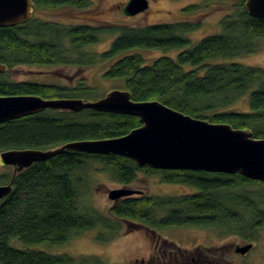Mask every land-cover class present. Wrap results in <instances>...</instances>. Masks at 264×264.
Returning <instances> with one entry per match:
<instances>
[{
    "label": "trees",
    "instance_id": "1",
    "mask_svg": "<svg viewBox=\"0 0 264 264\" xmlns=\"http://www.w3.org/2000/svg\"><path fill=\"white\" fill-rule=\"evenodd\" d=\"M32 1L37 11L58 8L86 11L92 7L90 0ZM220 1L225 0H201V5L183 8V13L196 14L205 5ZM231 1L235 2L234 11L220 22L221 33L207 36L189 49L191 40L187 35L201 27L199 22L189 20L128 27L66 24L33 16L26 23L2 27L0 63L8 70L0 74V96L91 101L95 88L84 83L66 87L12 82L4 75L19 66L87 68L108 62L110 66L104 76L124 78V90L133 101H158L185 115L229 124L250 131L253 138L264 139V69L239 63L207 64L216 59L253 54L264 40V20L247 14V0ZM110 36L113 39L107 50L96 53L88 49ZM174 50L182 51L175 59L162 56L152 62H147L140 53ZM254 88L249 112L226 110ZM140 126L139 118L130 115L47 109L0 124V154L11 150L57 149L76 141L114 139ZM93 165H100L122 187L135 182L138 173H147L159 174L164 183L190 186L198 192L174 197L142 192L113 203L108 215H102L81 208ZM2 183L11 185L12 191L0 201V264H103L96 258L76 261L66 254L16 249L10 243L19 240L26 246L61 245L73 235L96 228L107 233L98 239L110 242L122 234L124 223L126 232L144 230L153 242L154 252L147 264H181L182 260V264H232L223 257L227 248L222 247L212 249L214 253L222 251V260L214 253L211 260L204 259L203 251L199 250L194 255L180 250L173 254L174 243L159 240L156 231L170 227H218L224 236H236L254 244L264 228L262 184L239 174L154 170L137 167L132 160L117 155L64 150L21 172L0 177ZM249 185H257L258 189H243Z\"/></svg>",
    "mask_w": 264,
    "mask_h": 264
},
{
    "label": "rangeland",
    "instance_id": "2",
    "mask_svg": "<svg viewBox=\"0 0 264 264\" xmlns=\"http://www.w3.org/2000/svg\"><path fill=\"white\" fill-rule=\"evenodd\" d=\"M92 7L86 11L75 9L58 8L54 10H34L35 17L66 24H91L110 25L118 24L128 27H144L154 24H169L173 22L189 20L199 22L201 27L187 36L191 40L192 48L203 38L221 33L220 22L225 17L233 14L234 1L225 0L205 5L199 12L185 15L183 8L189 5H201V0H149L148 9L136 16H127L124 7L129 0H90ZM113 37H107L102 42L89 47L92 52L101 53L107 50ZM181 50L169 51H142L140 52L147 62H152L158 57L166 56L175 59ZM239 63L245 66L259 67L264 69V40L259 42L257 52L235 59H216L209 61L208 65ZM110 63L97 64L92 67L70 66H19L10 70L4 78L12 82H32L44 85H56L75 87L84 83L95 88V93L89 98L94 101L113 90H124L125 79H107L104 75ZM201 69V68H200ZM255 90H250L240 98L227 111L244 113L250 111L249 98ZM13 166L5 165L0 155V177L15 173ZM87 188L81 200L83 210L96 211L102 215H108L113 202L108 198L111 190L128 188L138 190L149 196H183L196 194V188L164 183L159 174L138 173L135 182L127 187H122L111 176L104 172L100 165H93L88 174ZM2 183L0 185H4ZM243 189L256 191L257 185H249ZM242 188L238 189L241 191ZM263 207V206H262ZM124 231L116 239L103 242L98 239L100 235L107 233L102 228L73 235L70 240L61 245L43 244L39 246H26L19 240H12L11 246L16 249L38 250L50 255L66 254L80 261L83 258L99 259L103 264H147L152 258L154 244L150 241L144 230ZM159 240L173 242L177 251H185L196 254V250L203 251L204 259H210L214 248H227L226 257L232 264H264V228L260 230L258 240L252 249L245 255L236 254L237 247L247 243L236 236H224L218 227L195 228V227H170L156 231ZM205 248L209 250L205 252ZM211 250V251H210ZM223 251V252H224ZM222 251L216 252L218 259ZM169 258V255L166 256ZM183 263V260L181 264Z\"/></svg>",
    "mask_w": 264,
    "mask_h": 264
},
{
    "label": "water",
    "instance_id": "3",
    "mask_svg": "<svg viewBox=\"0 0 264 264\" xmlns=\"http://www.w3.org/2000/svg\"><path fill=\"white\" fill-rule=\"evenodd\" d=\"M34 7L32 0H0V28L26 23L33 17ZM148 7L149 0H129L123 9L127 16H136ZM245 8L249 16L264 20V0H247ZM7 70V66L0 63V74ZM47 109L130 115L138 117L141 126L114 139L70 142L50 150L26 149L1 153L2 162L13 166L15 173L47 161L64 150H72L89 155H117L132 160L137 167L154 170L239 174L261 182L264 189V139L253 138L250 131L197 119L158 101L136 102L126 90H113L94 101L0 96V124ZM11 191V185L0 186V201ZM140 193L138 190L121 188L111 190L108 198L115 203ZM252 247L253 244H247L237 247L235 252L245 255Z\"/></svg>",
    "mask_w": 264,
    "mask_h": 264
}]
</instances>
